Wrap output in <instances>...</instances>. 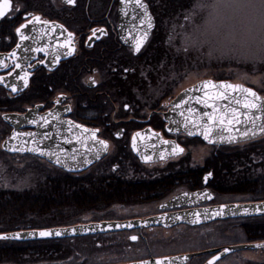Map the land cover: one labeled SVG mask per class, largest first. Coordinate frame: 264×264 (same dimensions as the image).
Masks as SVG:
<instances>
[{"label": "flooded vegetation", "instance_id": "obj_1", "mask_svg": "<svg viewBox=\"0 0 264 264\" xmlns=\"http://www.w3.org/2000/svg\"><path fill=\"white\" fill-rule=\"evenodd\" d=\"M183 1L186 0H143L152 18L151 29L147 28L141 8L134 2L122 4L121 0H76L74 5L66 3V0H12L13 6H20L21 11L0 18V60L8 65L7 68L0 67V128L6 131L3 139L9 136L14 127L4 120L5 115L29 114V119L18 125L23 133H27L43 123L40 119H43L44 115L52 113L54 121L47 122V127L61 128L58 136L65 141H69L70 137L77 133L85 132L84 129L89 132L99 129L98 139L106 141L109 145L101 159L87 169L77 172L64 171L36 158L57 174L81 179L114 177L134 183L163 182L161 184H166L168 189V192L154 203V212L136 217L81 221L74 224L144 219L153 215L188 210V207L165 210H158L157 207L177 193L203 189L211 192L212 199L195 208L220 205L214 203L219 194L209 185L213 178L211 169L208 172L211 170L212 177L203 187L202 169L188 167L185 154L153 163H143L131 150L132 137L141 131H145L146 136L152 135L149 131L159 133L161 139H173L184 148L183 138L195 140L183 134L171 136L166 133L163 112L167 110L169 101L157 103L155 98V47L156 44H167L171 39L172 28L178 23L177 17L180 18L182 11L186 9ZM29 13L40 16L42 20L48 21V24H29L23 29L29 39L21 41L15 29L26 22L25 17H28ZM59 25H63L67 31L58 27ZM99 29L104 32L96 31L93 35V31ZM144 31H148V38L140 53H135V38L142 36ZM68 32L74 34L72 46L75 51L72 55H66L68 48L62 47ZM12 52L16 53L15 57L10 55ZM161 60L168 61L164 58ZM17 63L21 67L15 68ZM25 73L29 74L27 87L21 79ZM13 87L17 91L14 92ZM69 121L73 126H69ZM142 139V143L146 144L145 137ZM212 156H216L215 152ZM148 166H157L159 170H154V174L150 175L142 170V167ZM215 222L219 221L199 226L180 224L171 228H136L73 239L86 240L88 245L95 242L100 246L99 238L110 237L106 242L118 239L119 242L117 246L113 245L107 249L109 251H123L129 246L133 248L138 245L135 251L145 253L144 257L131 260L97 263L120 264L151 257L196 252L154 256L151 253V236L157 231L179 227L198 228ZM132 235L138 239H129ZM101 247L103 248L102 245ZM89 251L88 248L43 250L41 253L51 255L52 259L42 258L39 264H91L92 255ZM210 257V254L199 255L189 263L203 259L200 264H204Z\"/></svg>", "mask_w": 264, "mask_h": 264}, {"label": "rangeland", "instance_id": "obj_2", "mask_svg": "<svg viewBox=\"0 0 264 264\" xmlns=\"http://www.w3.org/2000/svg\"><path fill=\"white\" fill-rule=\"evenodd\" d=\"M183 2L188 3V7L182 11L183 15L180 18L177 17L178 23L173 26L171 39L167 42L168 47L177 56L173 58L178 60L177 65H174L173 59L169 60L173 65H166L164 72L156 73L157 103L169 101L178 92L202 79L228 80L243 84L263 96L264 72L256 71L257 64L264 63V20L261 18L258 7L253 6L258 3V0H186ZM165 62H160L161 67L165 65ZM5 132L3 128H0V142ZM183 140L188 167L202 169V173H207L209 169L206 168V162L218 150L197 139L183 138ZM237 146L244 149L248 147V143ZM257 155L258 157L252 155L254 164L264 160V154L261 157L257 151ZM142 168L150 175L154 174L152 173L154 170H159L157 166ZM46 174L59 175L40 160L7 155L0 150V188L28 189L37 176L40 178ZM73 178L81 179V177ZM249 200V197L245 195H218L214 203ZM157 201L140 205L132 204V202L110 208L100 207L77 215L69 212V221L65 224L136 217L154 212ZM245 223L246 220H229L198 228L179 227L173 230L157 231L151 236V253L158 256L186 251L199 252V250L244 243L247 242L242 231ZM108 238H99L100 246L95 242L88 245L89 242L86 240L75 239L60 240L56 243L60 245L59 249H90L91 264L131 260L145 256L144 252L135 251L138 245L133 247L134 249L132 246L129 248L127 246L129 250L109 251L107 249L111 246L118 245L119 239L108 243L106 242ZM202 261L203 259H196L189 264H200ZM217 264H264V254L262 251H242L231 254Z\"/></svg>", "mask_w": 264, "mask_h": 264}, {"label": "water", "instance_id": "obj_3", "mask_svg": "<svg viewBox=\"0 0 264 264\" xmlns=\"http://www.w3.org/2000/svg\"><path fill=\"white\" fill-rule=\"evenodd\" d=\"M205 81H212L216 85H220L221 83H230V84H239L232 83L227 80H212V79H202L197 81L196 83L184 88L181 90L169 103L168 110L163 113V120L166 123L165 131L172 135L177 134H186V131L183 127L184 117L185 116H193L195 118H199L205 112H211L212 109L205 107L203 103L197 102V97L204 98V94L207 91L209 94H214L215 89L208 88L202 89L201 85ZM243 85V84H240ZM244 87H248L243 85ZM251 88V87H248ZM253 89V88H252ZM254 90V89H253ZM255 91V90H254ZM258 93V92H257ZM259 94V93H258ZM240 94L232 93V96H236L239 98ZM260 95V94H259ZM262 96V95H260ZM264 97V95L262 96ZM186 101V103H184ZM218 105L229 104L230 107H239V105L235 104L234 100H224L218 101ZM179 104L180 107H176L175 105ZM191 109V113L189 112ZM241 111H245V109L241 108ZM184 113L182 116L181 113ZM29 116V114H27ZM27 115H15L8 114L3 118L4 120L13 125V129L10 135L3 140L1 143V150L9 153V154H26L32 155L39 158L45 159L50 164L59 167L65 171H80L91 164L98 161L105 155L106 151L101 150V146L89 139L88 132L77 133L75 136L70 137V142L68 140H64L58 136V132L61 131V128H51L47 127L48 122L54 121L52 118V113L43 116L42 124L35 126L34 130L31 132L23 133L18 125L25 121L28 116ZM29 119V118H28ZM206 117L204 121L206 122ZM243 119V117H241ZM39 121V120H38ZM257 125L260 124V121L256 122ZM239 129V131H233L232 133L225 132L223 135L225 137L229 135H234L238 139L236 142L229 143L227 140L221 142L217 141L215 144H209L207 141L203 140V137L197 136L192 138L200 139L204 144L211 146H231L236 144H241L245 142H249L260 137L264 136V133H260L258 127L256 129H252L251 123H241L235 126ZM179 129V131H177ZM252 129L249 132L248 136H242L241 134L248 130ZM79 130V129H77ZM150 130V129H149ZM152 135L146 136L145 131L139 132L141 134L140 137H136V147L133 148V137L131 140V150L132 152L139 158V160L143 163H153L162 160L161 154H164L165 159L171 157L169 153L171 152L172 142L176 143L174 140H167L170 143L164 144L158 133H153L149 131ZM252 132H255L256 135H252ZM141 137H145V143H142ZM189 137V136H188ZM11 149H17L15 151ZM22 149V150H21ZM29 149H37L39 151H29ZM40 151L46 153L45 155H40ZM47 153H54L55 155H47ZM59 156L61 163L56 162V157ZM149 156L151 160L146 162L144 157ZM163 159V160H165ZM85 161H88L86 163ZM208 173H211L209 171ZM208 173L204 174L202 177V186L205 187L206 184L211 179L212 175L208 178L205 183L204 177L208 175ZM205 193L209 196L212 194L207 190L203 189L201 191L196 192H181L173 197H171L167 202L158 205L157 209L165 210V209H175L180 207H188L190 209L178 212H171L167 214L154 215L150 217H146L144 219H131L125 221H101V222H92L86 224H76L70 226H61V227H51V228H43V229H26V230H15L9 232L0 233V235H8L14 236L15 234H20V239H8V240H0L1 242H32V241H45V240H56V239H65V238H73V237H83L89 235H97V234H107L113 233L123 230H130L136 228H148V227H162V228H171L180 224H186L189 226H199L203 224H208L213 221H223L229 219H247V218H258L264 217V200L257 202H246V203H229V204H221L217 206H210L204 208H195L204 203H207L211 199L205 197ZM163 205V207H162ZM260 207L262 211L257 212L256 208ZM223 208L222 215H215L217 211ZM245 209H248V213H245ZM207 210V211H205ZM195 213H200L199 222L194 223L196 220ZM131 224L132 227H116L117 225H127ZM75 230V231H73ZM40 231H61L63 235L61 236H50V237H40ZM30 233H35V235H30ZM256 245H264V241H255V242H245L238 243L233 245H227L219 248L209 249L205 251L199 252H190V253H182L164 257L157 258H149L145 260H149L154 264L155 260L168 258L172 260L173 264H187L192 258L197 257L199 255L210 254V257L204 264H208V261L213 258V256H220V260L226 256H229L234 253H239L242 251H264V247H257ZM224 249H229L228 252H224ZM184 257H188L187 260ZM218 260V261H220ZM140 261H132L122 264H141ZM217 261V262H218ZM216 262V263H217Z\"/></svg>", "mask_w": 264, "mask_h": 264}, {"label": "trees", "instance_id": "obj_4", "mask_svg": "<svg viewBox=\"0 0 264 264\" xmlns=\"http://www.w3.org/2000/svg\"><path fill=\"white\" fill-rule=\"evenodd\" d=\"M184 4L188 7V3ZM168 46L156 44V73L164 72L166 65H173L169 60L177 58ZM163 58L168 61L161 67ZM177 61L174 60V65ZM256 71L264 72V63L257 64ZM263 144L264 137H260L244 149L233 146L215 151L216 156L206 162V168L213 172L210 187L219 195H245L251 201L264 200V160L254 164L252 156L258 157V151L263 157ZM33 182L28 189L0 188V233L64 225L69 221V212L77 215L100 207L155 201L168 192L163 182L134 183L114 177L76 180L46 174L37 176ZM242 231L247 242L264 240V218L246 219ZM59 246L56 241H0V264H39L42 258L52 259L41 251L59 249Z\"/></svg>", "mask_w": 264, "mask_h": 264}, {"label": "snow or ice", "instance_id": "obj_5", "mask_svg": "<svg viewBox=\"0 0 264 264\" xmlns=\"http://www.w3.org/2000/svg\"><path fill=\"white\" fill-rule=\"evenodd\" d=\"M76 0H66V3L70 5H74ZM134 2L139 8H141L144 12L145 21L147 23V28H152V18L148 14V6L147 4L143 3V0H121L122 4L132 3ZM254 7H258V10L261 14L262 20H264V0H258L257 4L253 5ZM21 11L20 6H13L12 0H0V18H6L8 15H10L12 12H19ZM126 14V13H125ZM30 17V18H29ZM26 22L22 23L19 27L15 29L16 34L19 36L21 41L29 39L27 35H25L23 29H26L29 24L37 23V24H48V21H44L41 19L40 16L32 15L31 13L28 14V17H25ZM55 27V26H54ZM61 29L64 31H67V29H64L63 25H59ZM96 31H99L101 33L104 32L103 29L94 30L93 35L96 34ZM148 38V31H144L143 35L140 37L135 38V47L134 52L140 53L142 47L144 46L146 40ZM74 40V34L72 32L67 33V40L65 44L62 45V47L68 48V51L66 55H72L75 51V48L72 46V42ZM20 45H17V48H19ZM187 50V49H185ZM36 51H42V49H36ZM12 57H15L16 53L12 52L10 54ZM0 67L7 68L8 65L4 63L3 60H0ZM15 68L21 67L18 63L14 65ZM127 71V69H125ZM28 73H25L24 76L21 77V79L24 81L25 87L28 86ZM0 82H2V78H0ZM95 83V81H92ZM202 89H208L212 88L215 89L214 94H209L207 91L204 94V98L197 97L198 103H203L205 107L212 109L211 112H205L203 115L199 118H195L191 115L184 117V124L183 127L186 131L187 136L189 137H197L201 136L203 137L204 141H207L209 144H215L217 141H225L229 143H233L237 141V137L234 135H229L225 137L223 133L228 132L232 133L234 130L239 131L238 128H236V125H239L241 123H251L252 129H256L258 127L260 133H264V97L260 96L256 91H254L252 88L244 87L240 84H230V83H221L220 85H216L212 81H205L201 85ZM14 92L17 91L15 87L12 89ZM232 93L240 94L239 98L236 96H232ZM234 100L236 105H239V107H230L229 104H223L218 105V101H224V100ZM186 103V101L184 102ZM176 107H180L179 104L175 105ZM243 108L245 111H241L240 109ZM191 109H189V112L191 113ZM181 115L183 116L184 113L182 112ZM206 119V122L204 121V118ZM243 117V119H241ZM257 121H260V124L257 125ZM48 121L45 120V123ZM69 126H73V123L71 121L68 122ZM75 127L79 128L80 125H74ZM252 129H248L244 131L241 135L242 136H248L249 132L252 131ZM85 132H89V130L84 129ZM179 131V129H177ZM99 132V129H96L94 131L89 132V139L97 142L101 146V150L107 151L108 150V143L104 140H99L97 137V133ZM252 135H256L255 132H252ZM141 134L137 133L136 136L133 137V148L136 147V137H140ZM143 138V137H141ZM70 142V141H69ZM164 144H169L170 142L167 140L163 141ZM13 151L17 149H11ZM22 150V149H21ZM29 151H39L37 149H29ZM43 151H40V155H45ZM185 154V148L181 145L172 142L171 152L169 153L170 156H181ZM47 155H55L54 153H47ZM162 160L165 159L164 154H161L160 157ZM145 161L148 162L151 160V157L146 156L144 157ZM56 162L61 163V160L59 156L56 157ZM88 163V161H85ZM211 173H208L207 176L204 177L205 183L207 182L208 178L211 176ZM206 198L211 199V196H209L207 193L204 194ZM163 207V205H162ZM207 211V210H205ZM245 213H248V209L244 210ZM257 212L262 211V209L258 206L256 208ZM223 214V208H221L219 211L215 213V215H222ZM196 220H194V223L199 222V216L200 213H195ZM116 227H132L131 224L127 225H117ZM75 231V230H73ZM30 235H35V233H30ZM61 236L63 235V232L61 231H40L39 236L40 237H50V236ZM20 234L17 233L14 236H8V235H0V240H8V239H20ZM132 241H136L138 239L137 236L132 235L129 237ZM257 247H264V245H256ZM229 249H224V252H228ZM185 260L188 259V257H184ZM220 260V256H213L211 260L208 261V264H216V262ZM141 264H152L149 260H144L141 262ZM154 264H173L172 260L168 258L163 259H157L155 260Z\"/></svg>", "mask_w": 264, "mask_h": 264}]
</instances>
